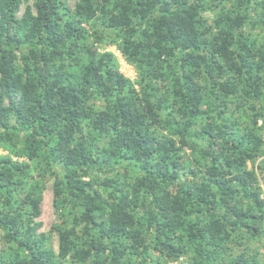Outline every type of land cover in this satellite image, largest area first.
<instances>
[{"label":"trees","instance_id":"1","mask_svg":"<svg viewBox=\"0 0 264 264\" xmlns=\"http://www.w3.org/2000/svg\"><path fill=\"white\" fill-rule=\"evenodd\" d=\"M255 29L264 0H0V264H264Z\"/></svg>","mask_w":264,"mask_h":264},{"label":"rangeland","instance_id":"2","mask_svg":"<svg viewBox=\"0 0 264 264\" xmlns=\"http://www.w3.org/2000/svg\"><path fill=\"white\" fill-rule=\"evenodd\" d=\"M71 7H74L76 2L78 0H68ZM227 7L230 9L232 3L228 2L226 3ZM205 17L207 18L208 24L214 25V20L216 18L215 12H206ZM90 29V28H89ZM93 31V29H90ZM251 34L255 39L258 41L259 47H264V29H255L251 30ZM101 52H111L117 57V61L119 64L120 71L123 73L125 77L130 79L135 85L136 88L139 89V82H140V72L137 70V68L127 62L122 55L119 44H97ZM260 125H263L262 122H260ZM8 152L0 147V155H6ZM254 167L258 176H259V183L260 188L264 195V155L258 157L255 161V163L250 164V168ZM43 214L41 217V221L43 222V231L50 234L52 237V242L54 247L57 248V235L53 232L52 228L53 225L59 221L58 215L56 213L55 207H54V192L52 187V179H50L47 183L46 190L44 192V201H43ZM1 236V234H0ZM0 246H1V238H0ZM251 250L264 253V237L262 239H259L257 241H254L251 243ZM164 264H190V258L189 257H183L180 261L175 263H164Z\"/></svg>","mask_w":264,"mask_h":264}]
</instances>
